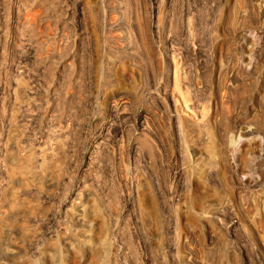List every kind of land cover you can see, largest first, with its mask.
I'll list each match as a JSON object with an SVG mask.
<instances>
[{"label":"rangeland","instance_id":"374dc122","mask_svg":"<svg viewBox=\"0 0 264 264\" xmlns=\"http://www.w3.org/2000/svg\"><path fill=\"white\" fill-rule=\"evenodd\" d=\"M150 1L0 0V108L2 106L8 107V109L16 107L17 110V105L19 104L21 112L17 115L18 123L15 122L16 120L13 121L15 126L22 125L24 122L21 120L23 118L27 119V116L34 115L39 118L37 119L39 123L37 122L36 128L34 127L33 130L27 127H18L20 130L18 150H20H17L16 154L18 155L13 156L12 160L16 162V160L27 158L33 152H36V155L32 158L34 160L32 162H35L33 171L38 173L41 170V165H45V171H48L45 174L48 173L47 175H50V178L45 176L44 180L41 179L40 181L38 179L32 181L30 178L31 182L27 187H16L21 208L16 209L15 212L22 216L18 221L20 226L18 229L20 228L19 231L22 233L19 240V245H21L20 253L13 259L10 258L8 260L2 259L0 256V264H187L186 257L189 249L194 250L195 258L201 264H258L246 251L248 248H254L257 252L263 251L260 247L259 238L254 235L251 225H248L247 221L249 219L255 220V227L256 223L257 225L259 224L257 226L260 228L259 232H261V235L264 234V218L262 214L264 210V205L262 204L264 202V190L236 197L234 190L229 188L231 186L227 184L228 180L223 175V171L220 170V167H214L213 160L208 156L205 160L203 159L204 161H198L199 164H204L202 170H205V178L200 180L194 174V166L188 160L187 152L198 147L200 151L210 154L207 140H202L200 145L197 141L175 140L174 137L169 136V132L157 120L156 147L153 145L154 160H149L147 140L144 135H141L143 128L139 127V129L138 126L135 128L134 119L129 121L118 119L116 120L117 124L127 126L126 138L137 144L138 154H129L124 145L126 144L125 141L124 143L106 141L104 142L106 145H104L103 140H99L97 143L101 142V147L99 146L100 149L94 156L95 160L97 159L95 161L97 164L87 171L83 169L82 172L80 169V158L77 151H83L84 153L89 144H92L99 123L107 118V112L111 105L127 101L126 109L128 108L130 114L135 115L139 110L142 112L149 111L150 100H152L151 93L156 95L157 87L162 86L164 83L161 73L162 68L161 66L157 67L156 82L153 89L149 85L150 81L147 79L146 74L141 70L148 66L151 53L155 54L157 59L164 55L162 40H159L158 36L153 34L152 26L159 23L158 26H161L165 15L171 16L170 18L173 19L172 26L168 30L166 29L165 34L178 36V39H182L181 29L179 28L181 24H187V27H191L192 24V33L194 32L195 35L197 31L199 34V32H202L201 30L204 29L206 31L210 26L216 27L219 24L215 41L216 58L219 57L220 48L224 47V63L228 66L233 64L234 61L236 62V59L237 61L242 59L246 62V56H248L247 58L250 57L247 41L254 40L256 42L259 41V37L264 36V29L261 30L262 33H250V30H248V27L262 23V20H259L256 16V9L254 10L255 0H222V4L219 6L221 9L223 5L226 8L228 4V7L231 8L230 18L225 20V23H222L223 20L218 15L221 11L220 8L218 10V0H174V2L173 0H165V5L160 8V11L155 8L153 14ZM18 6L22 7H20L21 10L18 16L19 22H16L14 20V12ZM182 6H184L183 10ZM175 16H179V19L175 18ZM182 20L183 23L181 22ZM23 21L31 23L34 29H28L30 32H23L21 30ZM77 21H82L80 30H83L82 43L84 46L83 54H85L83 59V74L85 75H83V84L84 86L87 85V88L85 89L83 86V89L88 94L92 90V101L91 103L90 101L83 103V105H86H84L85 108L83 109V132L75 131V135L74 133L72 135L73 137H64L59 135V121H63L62 118L67 117L68 114L72 115V118L75 113H73L72 109L59 104L58 100L63 98L66 92L73 90V86L67 83V86L65 87L64 85L63 87L65 89L60 91L55 86L56 83L53 82L52 84H47L48 86L45 85L43 91H37L35 83L37 80L40 81L41 77L30 65L31 63H26L27 66L25 63L19 65L20 45L18 44L22 41L28 44V34L33 35V37L35 36L43 41L45 47L43 59H46L50 65L60 64L65 59L68 60L69 55L76 51L74 47L67 49L64 43L65 41H70V39L72 41V38L76 37L77 32H75L74 25ZM208 23L209 25H207ZM261 26L264 28V23ZM242 29L248 30L245 32L249 38L247 37V40L237 42L234 38V32ZM64 36H67V38ZM144 39H147V41ZM173 40L174 48H176L177 52L180 51L178 54H182L179 57L187 56L188 54H186L183 44H180L175 39ZM14 45L19 47H13ZM226 58H228V61H226ZM231 61L233 62L231 63ZM16 65H18V70L21 66L26 68L27 74H25L29 75L28 77L25 74L22 75L25 76L23 77L24 80L22 77L20 79L18 74L15 73L17 72L15 69ZM184 69L188 74V68L184 67ZM257 70L259 71L254 77L261 79V75L264 76V50ZM68 76L65 78L73 79L72 76ZM185 80L183 79L182 81V90L186 89V84L190 83L191 79L186 75ZM197 84H200L201 87L203 86L199 80ZM32 86L33 90L31 89ZM20 87H22V92ZM173 87L174 85L172 84L170 88ZM191 88L193 89V87L188 89ZM54 89H56V92ZM173 90L178 92L177 89L173 88ZM7 91L15 92V96L6 95L4 92ZM20 108L18 109L20 110ZM242 120L243 116L238 118V121L242 122ZM50 124L52 125L50 126ZM223 128V124L220 122L217 138L220 139L221 137L222 141L225 142ZM203 132V135L207 136V131L203 130ZM171 139L173 140L172 144L170 142L172 141ZM218 139L217 141H219ZM232 142H228L233 149L234 154L232 156H235V158L240 157L243 165L255 162L256 156H258L259 152H262L260 142V144H257L258 142L253 140L244 143L243 138L237 143ZM160 144L161 146L163 145V152L159 149L161 148ZM221 147L223 146L221 145ZM126 152L128 153L126 154ZM163 153L165 154L163 155ZM177 154H180L181 157H175ZM1 155L0 161L2 160L3 163L0 162V205L6 204L5 206L8 208V206L10 207V196L6 193V180L9 183L13 175L15 177L20 175L17 172L12 173L9 169L7 170L3 167L6 160L4 161L5 158ZM43 158L45 163H43ZM166 158L173 160L170 161L172 164L170 162L167 164ZM209 158L211 161H209ZM74 162H78V164L75 165ZM238 163L242 165L240 162ZM169 165L171 166L169 167ZM148 167L151 169L153 167L154 169H152L156 178L153 181L154 183H151L148 176H145L147 175ZM177 170L178 172L182 171L185 176L184 181L179 183L180 185L178 183L172 184L171 177ZM8 171L9 173L6 176L5 173ZM53 172L55 175H53ZM112 173L113 176L111 175ZM239 175L243 181H246L247 176L244 174ZM168 176L170 179H167ZM215 176H218L216 181H213V183L208 182L207 178H215ZM40 182L45 184L52 182L55 184V189L50 188L48 194L45 190L40 193L37 188L41 184ZM149 184L151 185L149 186ZM58 185L61 187H58ZM79 185L88 192V195L86 194L83 199L81 205L83 211L81 212L80 210L75 211L72 205H69V201L71 202L70 197L72 193L79 191ZM151 187L152 189H150ZM156 190L161 195L166 196V198L161 197L159 204L158 200L157 203L154 201V199L156 200V196L154 198V192L157 193ZM166 190L169 191L168 196L164 193ZM176 191H179V193H176ZM128 193H132L129 195V202H124L122 195H127ZM174 194L182 195L181 199L185 203L182 208L177 207V204L172 201L176 196ZM225 194L232 200L236 213L242 219L244 234L236 232L237 234L228 235L213 220L212 222L215 224L211 223V220L207 218L197 217L193 214L194 209L206 203L212 205V207H218V203L225 199ZM45 195H47L46 200L42 199ZM261 199H263V202H261ZM66 203L69 205V213H66V208H64ZM31 209L32 211L34 210L32 214L36 217L30 216L32 215L30 213ZM245 241L247 243L249 241L250 245ZM243 242L247 245H244ZM239 248L247 253L243 260L240 258L238 260L239 255L236 252Z\"/></svg>","mask_w":264,"mask_h":264},{"label":"bare ground","instance_id":"6f19581e","mask_svg":"<svg viewBox=\"0 0 264 264\" xmlns=\"http://www.w3.org/2000/svg\"><path fill=\"white\" fill-rule=\"evenodd\" d=\"M150 2L152 4V9H151L152 14L155 11V8L157 10L159 9V11H160V8L163 5H165L164 4L165 0H151ZM173 2H174V0H173ZM221 2H222V0H218V3H217L218 10L220 8L219 7L220 4H222ZM255 2H256V4L254 6V10L256 9V11H257L256 16H257V18H259V20H262V23H264V0H255ZM225 4H226V2H225ZM188 5H189V3H188ZM22 6H20V7H22ZM184 6H185V4H184ZM184 6H182V10L184 9ZM186 6H187V4H186ZM223 6H222V9L220 8L221 11L219 12L218 15H219V18L221 20H223L222 23H225V20L230 18L231 8L228 7L229 4L226 6V8H224ZM20 7L18 6L15 9L16 11L14 12V14H15L14 20H16V22H19L18 16H19V12L21 10ZM189 7H191V6H189ZM182 13H183V11H182ZM167 14H169V13H167ZM175 15H177V14H175ZM185 15H187V14H185ZM189 15H188V17H189ZM170 17L168 15H165V17H163L164 18L163 24L161 26H158L160 23L157 25L154 24L152 26V29L154 31V32L152 31L153 34H156L158 36L159 40L160 39L162 40L163 48H164L163 49L164 55L160 56V59H157L155 57V54L151 53L150 54L151 56L149 57L148 66L144 70H141V71H144V73L146 74L147 79L150 81L149 85L152 86V89H153L154 83L156 82L155 78H156L157 67L161 66V68H162L161 73H162V80H164V83L162 84V86L160 85L159 87H157V89H156L157 94L156 95L151 93L152 100H150L151 102H150V106H149V111L146 110L147 112H142L141 110H139L138 112H136L135 115L130 114L128 111V108L126 109V106H127L126 104L128 103L127 101L117 102V103H114L113 105H111L110 108L108 109V112H107L108 113L107 118L104 120H101V122L99 123L98 130H97V132L93 138L94 143L92 142V144H89V146L87 147V150L84 153H83V151H79L76 148L78 150L77 152H78V155L80 158L79 163H80L81 171L83 172V169H85L84 171H87V170L91 169L92 167H94L95 164H97V162H95L97 159L95 160L94 156L98 153V150L101 147V142L97 143V141H99V140L100 141L103 140V143L106 141L107 142L112 141V142L124 143V141H125L126 144H124V145L127 148L129 154H132V153H134L135 155L138 154L137 153V146H136L137 144L129 141L130 140L129 138H126V127L127 126L125 127L123 125L117 124L116 120H118V119H125L128 121L131 119H134L135 128H137L136 126H138V128L139 127L143 128L141 130L142 134L141 133L140 134L144 135L145 139L147 140L146 145H147V148L149 149V151H148L149 152L148 155L150 157L149 160H151V159L154 160L153 145H155V147H156V144H155L157 142V137H156L157 134L156 133H157V129H158L156 127V124H157V120H158L159 124L162 125V127L169 132L168 133V134H170L169 136L174 137L175 140L176 139L179 141L180 140H186V141L191 140L193 142L197 141L199 143V145L202 142V140L208 141L207 142V143H209L208 144V149H209L208 151L210 152V154H207L205 152L200 151L198 149V147L193 148L191 151L188 150V152H187V157L189 158L188 160H190V162H192L193 166H194V170H195L194 174H196L200 180L205 178L204 177L205 170L204 169L202 170V168L204 167V164L201 165V164H199L198 161H201L203 159L205 160V158L208 156L213 160L214 167L215 166L220 167V170L223 171V173H224L223 175H225V177L228 180L227 184H230L229 186H231V187H229V188H232L234 190L236 197H238L242 194L248 195V194H251L252 192H256L258 190L263 191L264 190V123H262V122H264V119H263V117H264V76L261 75V79L259 77H258L259 79H257L254 76H256L257 71H259L257 69H258V65H259V60L261 59L262 54H263V50H264V39H263L264 36L259 37V41H256V42L254 40L247 41V43L249 45L248 50L250 53V57L247 58L248 56H246V62L243 61L242 59L241 60L238 59V61L236 59V62L233 60L234 63L231 64L230 66H228L226 63H224V61H225V54H224L225 51L223 49L224 47L220 48V51H219L220 54L218 53L219 57L216 58L215 41H216V36H217L218 30H219V27H218L219 24L216 25V27L210 26L211 28L209 27V29H207L206 31H204V29H203V30H201L202 32H199V34L197 31L198 35L197 34L195 35L194 32L192 33V24H191V27H187V24H184V25L181 24L179 28L181 29L180 34H181L182 39H178L177 38L178 36H175V35L172 36L169 34H165L166 29L168 30L172 26V23H173V19ZM175 18L179 19V16L178 17L175 16ZM192 21H194V20H192ZM181 22L183 23V20ZM81 23H82V21L81 22L77 21L76 24L74 25L75 30H76L75 32H77L76 37H73L72 41L70 38H69L70 41H65L66 45L64 43V46L67 47V49H69L70 47H74V49L76 51L69 55V59L67 58L68 60L65 59V61L60 63V64L55 63L56 65L55 64L50 65L46 59H43L44 58L43 57L44 56L43 51L45 48L43 45V41H41L39 38H37L35 36H34L35 37L34 38L33 35L28 34V36H29L28 37V44H27V42H23V41L20 44H18V45H20V50H19L20 52L18 55L19 65L22 63H25V65H26V63H31L30 65H32L33 69H35L38 72L37 73L38 76L41 77L40 81L37 80L36 83H35V81H33L36 84V90L37 91H43L45 89V85H47V84L49 85L50 83L52 84L53 82L56 83L55 86L60 91L65 89L63 87H64V85L66 87L67 83L70 86H73V90H70L69 92L65 91L66 93L64 94V96L62 95L63 93L61 94L63 96V98H61V96H60L61 99L60 100L57 99L59 101L58 102L59 104H62L63 106H66L67 108L72 109L73 113H75L72 118H71L72 115L68 114L67 117L62 118L63 121H59V128H58V129H60L59 135L64 136V137H71L75 131H78V132L82 131L83 132V109L86 106L85 104H84L85 105L84 106L83 103L88 102V101H90V103H91V101H92V93H91L92 90H90L89 91L90 93L88 94L85 90L87 88V85L84 86V84H83V81H84L83 80V75H84L83 74V64H84L83 59L85 58V54H83V47H84L83 43H82L83 30H80L82 27ZM262 23H258L257 25L248 27V30H250L249 32L250 33L261 32V30L264 29L261 26ZM207 25H209V23ZM207 25H205V26H207ZM79 26H80V28H78ZM193 26H194V24H193ZM223 26H226V25H223ZM202 28H203V26H202ZM204 28L206 29V27H204ZM28 29H30V30L34 29L33 25L31 23H27L26 21H23L21 24V30L23 32L25 31V33H26V32H30ZM200 29H198V30L200 31ZM78 30H79V32H78ZM248 30H246V29L245 30L242 29L240 31L236 30L234 32L235 40L237 42L242 41V40H244V41L247 40L249 38L246 34V32ZM130 33H132V32H130ZM23 35H25V34H23ZM176 35H177V33H176ZM69 36L71 37V35H69ZM62 37H63V35H62ZM64 37L67 38V36H64ZM173 39L180 42V44H183V46L185 47L186 54H188L187 56L179 57L182 54H178L180 51L177 52L176 48H174L175 46L173 44L174 43ZM62 40H64V38H62ZM65 40H68V39H65ZM142 40H143V38H142ZM144 40L147 41V39H144ZM146 41H144V42H146ZM10 44H12V43H10ZM7 45H8V43H7ZM13 47L18 48L19 46L14 45ZM184 47H183V49H184ZM225 50H227V49H225ZM160 54H162V53H160ZM226 57H227V55H226ZM227 59L228 58H226V61H228ZM233 61H231V63ZM21 67H20L21 70L20 69L18 70V65H16V68H15L17 71L15 73L18 74L20 79H21V77L22 78L25 77L22 75H24L25 73L27 74L26 68L25 67L21 68ZM184 67L186 69L188 68V74H187V71L184 69ZM28 75H26V77H28ZM68 75L72 76L73 79H71V80L66 79L65 77ZM186 75H188L191 80H190V83L188 82V84H186L187 86L185 85L186 89L182 90V87H181L182 81H183V79L185 80ZM38 76H37V79H38ZM68 78H69V76H68ZM23 80H24V78H23ZM23 80H21V81H23ZM198 80L203 85L202 87L200 86V84H197ZM195 82H196V84H195ZM16 83H17V81H16ZM24 84H25V82H24ZM172 84L174 85L173 88L177 89L178 92H175L173 90V88H170V86ZM70 86H68V87H70ZM83 86L85 87V89H83ZM190 87H193V89L192 88H191L192 90L188 89ZM21 89H22V87H20V91H21ZM31 89L32 90L34 89L33 86L31 87ZM23 90H24V88H23ZM54 90L56 92V89H54ZM12 91H7L4 93L6 95L10 94L13 96L15 92L13 93ZM57 93H58V91H57ZM70 98H71V100H70ZM18 105H17V110H16V107H14L13 109H8V107L2 106L0 108V154L3 155V157L5 159L4 158H2V159H4V161L6 160L5 161L6 163L3 166L2 160L0 162H2L1 164L5 169H7V170L9 169V171L12 173L17 172L20 175L17 177H15L13 175L12 179L9 178L10 179L9 183L6 180V183H7V185H6L7 186V189H6L7 192L6 193L10 196V198H9L10 207L8 206V208H7L5 206L6 204L0 205V207L2 206L1 210H0V256L2 257V259H5V260H8L10 258L13 259L15 256H17L20 253V246L21 245H19L20 244L19 240L21 239L22 233L19 231L20 228L18 229V227H20L18 225V221L21 219L22 216H19L18 212L17 213L15 212L16 209L21 208V202L19 201V196H17L18 192L16 190L17 189L16 187L17 186H20V188L21 187L22 188L27 187L30 184L31 179H32V181L35 179H38L40 181L45 176H48L47 175L48 173L45 174V172H48V171H45V165H41V170L38 173L33 171V168H35V164H34L35 162L34 163L32 162V161H34V160H32V158H34V156L36 155L35 154L36 152H33L31 154V156L29 155L30 157L28 156L27 158L25 157L23 159L20 158V160H16V162H14L12 160L13 156L18 155V154H16V152L19 148L18 147V137L20 136V130L18 127L19 126L25 127V128L27 127V128H30L33 130V128L37 125V122H38L37 119H39V118H36L34 115H30V116H27L28 117L27 119L23 118L21 120L22 122H24L22 125L15 126L13 121L16 120L15 122L18 123L17 122L18 121L17 115L21 112V108ZM18 108H20V110ZM73 113H71V114H73ZM86 114H87V112H86ZM59 115H61V114H59ZM241 116H243L242 122L238 121V118H240ZM51 117H52V115H51ZM51 117H50V119H51ZM54 117H55V114H54ZM261 119H262V121H261ZM220 122H222L223 127H224L223 128V134H224L225 142L222 141L221 137H220V139L217 138L218 126H219ZM237 122H240V123H237ZM47 125H48V123H47ZM51 125L52 124H50V126ZM129 126H130V124H129ZM203 130L207 131V133H206L207 136L203 135V133H204ZM143 131H144V134H143ZM223 134H222V137H223ZM74 135H75V133H74ZM76 136H78V135H76ZM128 137H129V135H128ZM241 138H243L244 143L245 142H251L254 140V141L258 142L257 144L261 143L260 146H262V150H261L262 152H259L258 156H256V158H257L256 161L249 164V165H243L241 163L242 160L240 157L235 158V156H232L234 154L233 149L230 147V144H228V142L230 143V141L237 143ZM63 139H65V138H63ZM217 139L219 141H217ZM170 142L172 144L173 140ZM220 142H221V145L223 147H221ZM104 145H106V144L104 143ZM102 146H103V144H102ZM121 147H122V145H121ZM160 147L161 148H159V149L163 152V145L161 146V144H160ZM104 149H105V147H104ZM37 150H38V154H39V148ZM48 151H49V149H48ZM59 152L61 153V151H59ZM128 152H126V154ZM159 154H161V153H159ZM164 154L165 153H163V155ZM48 156H50V155H48ZM178 156L181 157L180 154L179 155L177 154L175 157L178 158ZM49 158H47V159H49ZM79 158H78V160H79ZM127 158H129V157H127ZM144 158L146 159V157H144ZM182 158H184V157L182 156ZM210 158H209V161H211ZM61 159H62V157H61ZM168 159L169 158H166L167 164H169L170 161H173V160H168ZM235 159L238 161H236ZM42 160H43V163H45L44 158ZM147 160H148V158H147ZM237 162H240V164H242V165H239V163L237 164ZM74 164L76 165V164H78V162L77 163L74 162ZM170 166L171 165H169V167ZM166 167H168V166H166ZM152 169H153V167H152ZM152 169L149 168L147 170V175L144 174L145 176H148V179L151 183L156 179L154 172H153L154 169L153 170ZM9 171L5 173L6 176L9 173ZM183 174H182V171L178 172V170H177V172H174L173 176L171 177V179L173 181L172 184L182 183L184 181V177H185ZM239 174H244L245 176H247L246 181H243L240 178ZM28 175H30V176L28 177ZM53 175H55L54 172H53ZM111 175L113 176V173ZM9 176H11V175H9ZM168 177H167V179H170V177L169 178ZM217 177L218 176H215V178H213V177L207 178L209 180L208 182L213 183V181L217 180ZM186 178H187V176H186ZM149 181H148V183H149ZM122 182H124V181H122ZM168 182H169V180H168ZM40 183L41 184H39V187H37L38 190H40V193L45 190V191H47V194H48L49 193L48 191L50 190V188L55 189V184L52 182L51 183L49 182L46 184L42 183V182H40ZM121 184H123V183H121ZM185 184H187V183H185ZM150 185L151 184H149V186ZM175 185L177 186V184H175ZM58 187H61V186L58 185ZM78 187H79L78 188L79 191L72 193V195L70 197L71 202L69 201V205L70 206L72 205V208L75 211L80 210V212H81V211H83V209H82L83 207L81 208V205L83 203V199L88 192L83 190V187L81 185H79ZM152 187L150 189H152ZM181 188H182V186H181ZM78 189H76V190H78ZM29 190H30V188H29ZM152 191H154V190H152ZM156 191H157V193L154 192V198L156 196V200L154 199V201H156V203H157V200H158V204H159V202L161 201L160 199L163 196V194L161 195L160 192H158V190H156ZM51 192H52V190H51ZM164 193L168 196L169 191L166 190ZM176 193H179V191L178 192L176 191ZM131 194L132 193H128L127 195H122L124 202H129V195H131ZM175 195L176 194H174V196ZM181 196L182 195H180V196L176 195L172 200L174 203L177 204V207L179 206L180 208H182V205L185 204L184 201L181 199ZM225 196H226V194H225ZM163 197L166 198V196H163ZM221 198L223 199V197H221ZM224 198H225L224 200H222L221 202L218 203V205H217L218 207H216V206L212 207V205H209L206 203L204 205H200L197 209H194V211L192 210L194 212L193 214L196 215L197 217L207 218V219L211 220V223H213L212 222V220H213L220 227V229H223L228 235H232L236 232H238V234L240 232L242 234H244L245 230L243 229L242 219L236 213L235 205L233 204L232 200L228 196H226ZM42 199L46 200L47 195H45ZM262 200L263 199H261V202H263ZM262 204L264 205V202ZM69 205L67 203L64 204V208H66V213H69L68 212ZM161 205H163V204H161ZM255 205H256V203H255ZM183 208H185V207L183 206ZM33 211L31 209L30 213L32 214ZM38 211H39V209H38ZM75 211H74V213H75ZM135 212H136V210H135ZM262 214H263V218H264V210H263ZM26 215H28V214H26ZM23 216H24V214H23ZM30 216H33V214ZM33 217H36V216H33ZM73 219H75V217H73ZM254 221L255 220L249 219V221H247V222L249 223L248 225H251V229H252V232L254 233V235H256L259 238L260 244H261L260 247L262 248L263 251L257 252L256 249H254V248H248V249H246V251H247V253L249 252V254L252 256V258L254 259V261L256 263L258 262V264H264V256H263V254H264V234L263 235L260 234L261 233V232H259L260 228L257 227L259 224L257 225V223H256V227H255ZM22 222H23V220H22ZM77 222H78V220H77ZM215 223H213V224H215ZM257 228H258V230H257ZM244 236H246V235H244ZM241 238H242V236H241ZM242 239H244V238H242ZM248 240H249V238H248ZM245 242L247 243V241H245ZM249 243L250 242L248 241L247 244H249ZM243 244L247 245L244 242H243ZM245 248H247V247H245ZM187 253H188V256L186 255L187 256L186 257L187 264H201V262H199L195 258L194 250L189 249ZM236 253H238V255H239L238 260H239V258L243 260L245 257V254H247L244 252L243 249H240V248L237 250ZM236 253L234 250L235 255H236ZM249 254H248V256H249Z\"/></svg>","mask_w":264,"mask_h":264}]
</instances>
